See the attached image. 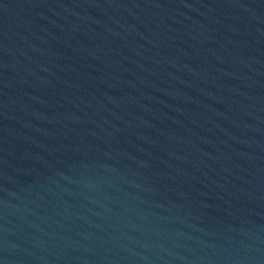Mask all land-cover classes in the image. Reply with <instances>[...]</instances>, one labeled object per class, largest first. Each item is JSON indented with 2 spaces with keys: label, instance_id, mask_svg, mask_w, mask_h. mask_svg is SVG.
<instances>
[{
  "label": "water",
  "instance_id": "obj_1",
  "mask_svg": "<svg viewBox=\"0 0 264 264\" xmlns=\"http://www.w3.org/2000/svg\"><path fill=\"white\" fill-rule=\"evenodd\" d=\"M0 264H264V0H0Z\"/></svg>",
  "mask_w": 264,
  "mask_h": 264
}]
</instances>
